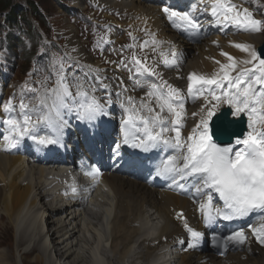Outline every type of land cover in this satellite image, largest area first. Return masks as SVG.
<instances>
[{"label":"snow or ice","instance_id":"snow-or-ice-1","mask_svg":"<svg viewBox=\"0 0 264 264\" xmlns=\"http://www.w3.org/2000/svg\"><path fill=\"white\" fill-rule=\"evenodd\" d=\"M205 2L200 0L201 4ZM207 5L200 11H209L215 25H232L237 31L249 34L264 30V20L255 19L249 8L240 7L232 0H207ZM162 11L172 26L187 37L201 35L202 24L196 15V4L185 10L166 6ZM152 43H157L154 36ZM148 44V41L140 43V51L144 52ZM231 46L248 58L237 60L221 51L226 62L215 61L219 67L210 75L189 73L185 94L163 80L156 65H149L147 56H137L134 45H130L131 59H122L120 65L128 69L129 80L135 87L145 89V95L139 101L132 96L122 100L127 87L117 92L116 100L120 102L124 116L121 138L112 148V157L118 164L122 145L144 153L153 150L169 153L159 159L154 174L169 181L170 190L189 195L206 227L217 220L233 221L260 213V227L249 224L248 230L256 242L264 246V53L244 43ZM181 58L182 53L173 46L170 58L168 54H162L161 63L165 67L178 66ZM66 65L72 67L64 57L51 61L56 79L51 88L47 86L50 76L46 75L41 81L42 91L36 97L40 107H29L23 97L19 114H15L11 99L2 106L4 115L0 124L6 128L2 137L4 151L15 149L26 137L40 145H59L62 131L67 126L66 111L75 112L78 120L89 122L108 115L107 106L113 103L111 86L104 83L98 72L95 82H90L86 77L70 74ZM89 71H93L91 66ZM153 77L159 78L160 82ZM123 83L121 81V85ZM99 89L108 92L103 100L96 95ZM29 90L38 91L30 86ZM189 98L193 101L202 99L204 103L192 113L198 121L185 137L182 130L185 102ZM222 105L227 109H222ZM244 117L247 130L241 131L240 123ZM38 126H45L51 134L38 135ZM84 174L98 182L101 172L91 167L85 169ZM71 191L76 194L77 189L73 187ZM213 194L222 204L215 202ZM177 218L183 220V214L177 213ZM184 228L189 233L187 247H197L203 233L190 227L186 220ZM212 239L217 247L222 245L224 248L244 246L248 242L242 227ZM220 254L223 255V251Z\"/></svg>","mask_w":264,"mask_h":264},{"label":"bare ground","instance_id":"bare-ground-1","mask_svg":"<svg viewBox=\"0 0 264 264\" xmlns=\"http://www.w3.org/2000/svg\"><path fill=\"white\" fill-rule=\"evenodd\" d=\"M87 1L102 5L108 11H122L126 19H131L135 25L142 26L144 31L154 36L155 39L160 36L174 41V44L178 43L187 56L183 65L173 67L179 72L165 70L157 59L150 60L149 65L155 64L163 80L182 89L185 94L189 73L210 75L219 67L215 61L226 62L225 57L220 55L221 51L232 55L237 60L247 57L245 53L232 50L234 35L232 38H221L228 26L215 25L213 17L209 18V11H200L202 7L199 4H196L198 14L204 16L201 29L203 39L193 45L183 43L175 33L165 29L169 27L170 22L162 9L158 10L154 4H146L153 0H76L73 7L79 9L81 6L83 9L85 4L84 7L82 4ZM169 1L171 0H167ZM3 12L0 11V13ZM2 23L6 26L7 19H4ZM122 25L125 26V23ZM241 40L245 44L249 41L255 48L264 41L258 35L241 36ZM73 41L75 38L72 39ZM213 41L221 44V50L217 51L215 45L211 46ZM72 45L76 57H85L82 45L74 42ZM157 46V43L156 45L151 43L146 50ZM90 66L93 71L88 80L95 82L98 72L104 83L111 86V97L118 106L111 109L108 105V115L100 116L99 119L96 118L91 122L79 120L76 124L78 119L75 113L67 115L65 112L64 119L67 121L66 127L76 136L78 147L86 155L90 166L96 167L101 165L102 153L105 158L113 159L112 148L118 142L111 138L106 143V147H109L106 151L102 143L103 131L100 128L105 121L114 122L116 119L121 120L124 116V110L120 102L116 100L117 92L127 87L128 91L121 99L126 100L128 96H132L139 101L145 95V89L142 94L139 88L135 87L132 81L124 79L116 68H102L97 62H91ZM69 73L81 77L77 75L78 73ZM153 79L160 82L157 77ZM121 81L124 82L123 85ZM96 95L103 100L108 92L99 89ZM12 98L16 99L14 96ZM16 102L20 103L21 100H16ZM203 103L202 99L193 101L189 98L186 100L182 133L188 134L191 128L195 127L198 117H194L192 113L198 111ZM221 107L227 106L222 105ZM1 109L0 105V119L3 118ZM99 125L100 127H97ZM40 131L38 127L37 132L40 133ZM4 134H6V128L1 125L0 220L3 217L7 220L5 231L13 230L14 237H12L15 241L8 244L0 241V247L7 248L6 252H0V264L4 262L58 264L57 261H64L66 264H169L167 258L174 244L173 240H180L181 244V248L174 251H180L176 253L175 264H234L236 262L264 264V249L248 248V242L244 246H237L238 252L225 254L226 262L222 263L212 261L205 254H191L192 248L187 247L182 252L188 241L186 240L187 235L181 230L174 218V213L180 209H187L188 218L195 223L190 205L173 192H167L164 179L156 177L155 174L151 177V188L134 182V176L128 174L118 177L108 173L101 174L98 182L103 181V188H99L102 182L99 184L93 182L92 186H89L94 197L88 198V203L83 205L87 211L78 214L76 210H79V206L61 202L56 194V185L51 186L53 181L45 180L46 175H49L46 174V166H35L40 157L36 159L32 157L29 163L22 160L21 148L25 147L22 141L12 153L3 150L2 137ZM61 136V140L66 142L64 134ZM66 146L70 147L68 144ZM120 151L123 154L125 148L122 146ZM75 162L84 173L87 168ZM158 162L159 160L156 164ZM54 165L56 164H49L48 167L53 168ZM103 189L108 192L104 193ZM7 237L5 233L1 234V238L7 239ZM163 237H165V242L161 240ZM154 242H160L163 246L160 244L154 246Z\"/></svg>","mask_w":264,"mask_h":264},{"label":"rangeland","instance_id":"rangeland-1","mask_svg":"<svg viewBox=\"0 0 264 264\" xmlns=\"http://www.w3.org/2000/svg\"><path fill=\"white\" fill-rule=\"evenodd\" d=\"M44 1L42 4V8L44 11H41L43 13V21L36 22L38 25H40L38 28L40 32V37L45 43V46L47 47V50L49 51V54L52 53V50L58 52H63L66 54V56L69 58V55L71 53L70 49L66 47L69 40H72V38H76L82 45L86 47V40L85 37L79 33V31L82 30L83 23L87 24V27L91 24V22L95 21H102L104 23V26L107 29H110L111 27H114L116 25V22L114 17L117 19L118 22H122L123 18L120 15V12L117 11H108L104 9L103 6L95 5L92 2H86L88 8L86 10L83 9H75L73 7L74 0H39ZM14 3L15 0H12ZM19 2V1H18ZM64 4L65 6H72L70 14L72 16H75L76 18L71 22L68 19V15L66 16L65 11L61 9L60 6H58V3ZM22 3H24V0H22ZM85 11L86 15H82L80 17V13ZM28 16L29 12L27 11ZM80 17V18H79ZM119 17V19H118ZM80 19V22H79ZM122 27V26H121ZM131 27L128 26L127 29H130ZM72 31V32H71ZM66 33V36L64 35ZM72 33V34H71ZM74 33V34H73ZM79 33V35H78ZM53 36V37H52ZM60 39L62 44H60ZM40 45H43L42 43ZM58 46V47H55ZM54 59H59L58 57H55ZM21 62L19 61L18 64ZM50 76L49 82H54L56 77L53 73L52 69L47 71V67L45 66L44 62H41L39 64V68H30V71L27 70L25 67H23L22 71L20 72V75H16V80L11 83H7L3 86V84L0 82L1 87L4 89H12V88H19L23 89L26 87V85L30 83H34V81H38L41 83L43 76ZM22 96V95H21ZM30 94H28V97ZM34 97V96H33ZM17 111V109H16ZM1 216V215H0ZM7 225V220L3 217V219L0 220V241H4L6 244L14 243L15 239L14 237V231L13 230H6L5 226ZM5 233L8 237L7 239L1 238V234ZM13 236V237H12ZM7 248L0 247V252H6ZM36 254V253H35ZM34 254V255H35ZM32 258V257H31ZM60 264H66L64 261L62 262H56ZM3 264H11L10 262H4ZM34 264H37L34 262Z\"/></svg>","mask_w":264,"mask_h":264},{"label":"trees","instance_id":"trees-1","mask_svg":"<svg viewBox=\"0 0 264 264\" xmlns=\"http://www.w3.org/2000/svg\"><path fill=\"white\" fill-rule=\"evenodd\" d=\"M28 3H29V6L31 7L32 11H37L35 6H34V3H33V0H28ZM10 3H9V0H3L2 3H0V11H3L5 9H7L9 7ZM25 10H23L22 7L18 6V5H14L10 8V11L8 13V16H7V21L9 23H12L14 22L17 17H19Z\"/></svg>","mask_w":264,"mask_h":264},{"label":"water","instance_id":"water-1","mask_svg":"<svg viewBox=\"0 0 264 264\" xmlns=\"http://www.w3.org/2000/svg\"><path fill=\"white\" fill-rule=\"evenodd\" d=\"M260 52L264 53V47L261 49ZM243 128H244V123H243V121H241V123H240V130L242 131Z\"/></svg>","mask_w":264,"mask_h":264}]
</instances>
